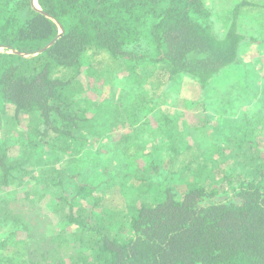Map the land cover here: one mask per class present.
<instances>
[{"label": "trees", "instance_id": "1", "mask_svg": "<svg viewBox=\"0 0 264 264\" xmlns=\"http://www.w3.org/2000/svg\"><path fill=\"white\" fill-rule=\"evenodd\" d=\"M35 1L0 0V264H264V152L253 123L203 153L179 146L164 110L162 137L139 142L154 131L146 107L165 103L176 79L206 93L236 65L246 41L239 19L264 4L237 0L220 37L207 0ZM121 73L149 91L95 95ZM134 120L132 134L114 137L121 177L98 161L84 173L100 152L90 139ZM139 159L150 173L131 170ZM23 186L17 207L12 189ZM43 191L47 214L35 207Z\"/></svg>", "mask_w": 264, "mask_h": 264}, {"label": "rangeland", "instance_id": "2", "mask_svg": "<svg viewBox=\"0 0 264 264\" xmlns=\"http://www.w3.org/2000/svg\"><path fill=\"white\" fill-rule=\"evenodd\" d=\"M236 1H206V6L212 8V30L217 36H224L225 30L229 27L231 21L230 11L234 8ZM258 3L263 5L264 0H260ZM34 4L36 5L35 0ZM238 24L241 27L240 32L246 36V41H243V47L239 52L236 65L230 68L229 72H224L218 77L214 81L215 86H213V89H208L206 93L199 90V87L185 76L181 79H176L170 86L171 90L163 96L162 100L166 101L165 103L154 108L149 107V105V109L146 107V110L150 111L147 119L150 121V127L154 131L144 134V137L139 142L150 140V138L151 140H158L159 136L162 137L157 125L158 122L164 120L165 113L176 119L174 121H176V135L181 139V141H178L180 142V147L181 143H186L187 145L195 144L199 146L202 150L201 152L207 153L213 146H223L226 142L225 136L239 138L244 132L243 130L248 128L246 125L253 123L256 126V131L252 128L254 135H256L259 144L263 145V149L260 152H264V9L250 8L243 13ZM149 88L150 86L146 83H134L133 80L127 81L125 74L121 73L113 75L111 81L107 79L99 81L95 86V95L100 98L106 93L108 98L115 99L125 94L133 99L148 92ZM251 96H253V99L249 100ZM203 97L206 99L205 105L199 104V100ZM92 112L93 110H88V115L90 116ZM205 116L206 128L195 131L193 128L200 125V121ZM139 124L138 121L134 120L132 122L126 121L125 124L124 122L118 123L112 128L109 127L107 131H104L106 140L92 137L90 145L94 147L90 149L91 152H96V150L100 152L96 158H93L94 161L84 163L83 172H93L94 169L90 168L91 164L93 162L94 165L98 161L100 164L109 166V173H116L118 178H120L123 174L122 171L125 170V162L122 154L113 155V151L117 146L114 144V137L117 136L118 139L121 135L132 134ZM107 141H109V144H107ZM169 141L170 138L168 137H164L160 141V143L164 144V149L169 146ZM103 144L107 145L103 146ZM113 144L114 146H112ZM168 157L169 154H165V152L159 157L161 161H158V163L163 167L162 173H165L164 169L166 167L164 164L167 162ZM145 160L139 159V162L136 161L135 163L137 164H133L131 170H137L138 167L142 171L150 173L149 162ZM98 173L100 174L101 172L99 171ZM151 175L154 177L153 173ZM26 188L29 189L30 186L12 189L14 192L13 197L18 200L24 197V192L27 191ZM154 188L150 193L143 196L144 200L152 201L155 199L158 193L154 191ZM98 191H102V189ZM0 195L5 194L0 192ZM29 195L31 200H33L32 204H35L36 199L34 198H37V195L33 193H29ZM38 196H42V199L38 200L35 207L41 214H47L46 208L50 197L44 191ZM130 196L136 198L137 192L133 191ZM22 203L21 199L16 206L20 207ZM52 217H55V215H52ZM1 233H4V231ZM68 240L73 245L70 237H68ZM7 257L9 258V255Z\"/></svg>", "mask_w": 264, "mask_h": 264}, {"label": "water", "instance_id": "3", "mask_svg": "<svg viewBox=\"0 0 264 264\" xmlns=\"http://www.w3.org/2000/svg\"><path fill=\"white\" fill-rule=\"evenodd\" d=\"M34 3V2H33ZM37 10H39L38 8H36ZM40 11V10H39Z\"/></svg>", "mask_w": 264, "mask_h": 264}, {"label": "built area", "instance_id": "4", "mask_svg": "<svg viewBox=\"0 0 264 264\" xmlns=\"http://www.w3.org/2000/svg\"><path fill=\"white\" fill-rule=\"evenodd\" d=\"M1 51V50H0Z\"/></svg>", "mask_w": 264, "mask_h": 264}]
</instances>
